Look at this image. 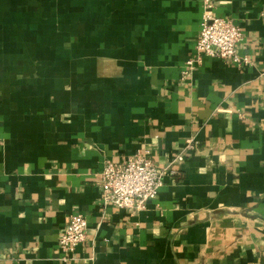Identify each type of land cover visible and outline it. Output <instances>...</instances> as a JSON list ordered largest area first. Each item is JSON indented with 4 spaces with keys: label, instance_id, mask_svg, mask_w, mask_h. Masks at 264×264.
Here are the masks:
<instances>
[{
    "label": "crops",
    "instance_id": "0c3cea01",
    "mask_svg": "<svg viewBox=\"0 0 264 264\" xmlns=\"http://www.w3.org/2000/svg\"><path fill=\"white\" fill-rule=\"evenodd\" d=\"M212 2L250 64L184 78L204 0H0V264H264V0ZM188 140L144 210L103 204L107 162L166 166Z\"/></svg>",
    "mask_w": 264,
    "mask_h": 264
},
{
    "label": "built area",
    "instance_id": "2783aa9c",
    "mask_svg": "<svg viewBox=\"0 0 264 264\" xmlns=\"http://www.w3.org/2000/svg\"><path fill=\"white\" fill-rule=\"evenodd\" d=\"M204 6L205 13L196 46L197 57L188 63L184 78L192 73L195 65L202 64L204 57L233 63L240 68L250 64V59L240 56L238 52L245 40L242 29L232 20L217 17L213 12L212 0H204ZM218 113L230 112L221 110ZM197 150L198 143L188 140L184 150L166 166L157 165L148 151H139L126 162H107L99 176L103 204L120 210H144L158 198L166 178L179 173L178 168L185 162L186 154ZM88 229L85 216L77 214L70 217L66 232L60 239L65 263L74 260L77 249L86 243Z\"/></svg>",
    "mask_w": 264,
    "mask_h": 264
}]
</instances>
